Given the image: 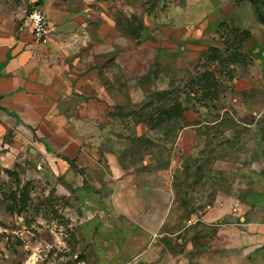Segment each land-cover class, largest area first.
<instances>
[{"label": "crops", "instance_id": "obj_1", "mask_svg": "<svg viewBox=\"0 0 264 264\" xmlns=\"http://www.w3.org/2000/svg\"><path fill=\"white\" fill-rule=\"evenodd\" d=\"M8 1L0 0V121L39 149L82 226L95 225L120 250L129 244L134 257H152L156 246L177 236L170 231L185 213L174 186L182 161L204 153L203 131L222 118L185 111L183 127L163 148L165 132L133 120L131 111L145 96L137 80L163 50L174 52L168 50L173 42L200 38L196 26L236 19L241 8L220 16L211 0L173 1L157 18L147 13V0H28L44 11L50 28L48 43L40 45L25 22L26 0L13 10ZM138 5L139 38L125 34L117 20L122 12L131 24ZM157 145L158 156L152 153ZM245 145L239 151L252 155L253 146ZM222 147L227 159L232 152ZM242 188L240 180L226 192L227 205L214 198L189 214L196 251L224 262L231 255H264V195L250 190L244 196ZM201 228L211 233L196 231Z\"/></svg>", "mask_w": 264, "mask_h": 264}, {"label": "rangeland", "instance_id": "obj_2", "mask_svg": "<svg viewBox=\"0 0 264 264\" xmlns=\"http://www.w3.org/2000/svg\"><path fill=\"white\" fill-rule=\"evenodd\" d=\"M173 1L183 0H162L161 3L147 0V13L160 18ZM261 1L259 8L264 13V0ZM8 3L13 10L24 2L9 0ZM211 5L218 9L220 16L230 15L231 8L233 11L241 8L240 15L233 20L196 26L201 29L200 38L173 42L175 47L168 50L174 52L163 50L149 74L137 80V86L146 93L131 111L135 116L145 115L148 112L145 106L157 101L155 94L177 89L179 101L189 110L199 112L204 120L222 118L220 124L203 131L207 142L204 153L183 160L174 179L178 199L185 210L170 231L177 236L170 237L162 249L156 246L152 257L138 258L134 257V251L127 249L129 244L120 250L111 237L99 234L95 225L82 226L77 213L68 210L75 209V204L66 199L64 191L56 188L48 162L39 149L17 139L0 121V264H264L262 254H253L250 258L231 255L224 262L196 251L191 242L194 236L189 229L193 219L189 214L202 212L214 198L220 199L222 205L229 204L225 194L231 187H237L240 180L241 192L245 191L241 195L250 190L264 195V23L258 21L248 0H211ZM28 8L30 4L26 0L23 15ZM117 16L124 30L128 18L122 12ZM133 19L135 26L142 27L143 5L137 6ZM247 34L238 49L226 42L242 40ZM211 48L220 50L215 64L209 59ZM215 65L219 95L203 100L204 107H199L194 104L193 91L184 86L189 80L196 82L199 72ZM167 130L156 129L170 134L163 139V148L174 141L177 131ZM245 144L253 146L252 155L239 151L242 146H248ZM223 145L227 152H232L227 159L223 157ZM152 149L153 155H160L159 146ZM20 194L24 196L23 202ZM263 197L259 195L257 199ZM196 231L211 233L207 228Z\"/></svg>", "mask_w": 264, "mask_h": 264}, {"label": "trees", "instance_id": "obj_3", "mask_svg": "<svg viewBox=\"0 0 264 264\" xmlns=\"http://www.w3.org/2000/svg\"><path fill=\"white\" fill-rule=\"evenodd\" d=\"M248 1L254 7V12L258 21L264 23V13L259 8L260 5L262 4V1L261 0H248ZM141 30L142 27L140 26V24H137V26H133L131 22V24L126 26L123 31L127 35L136 36L137 38H139ZM247 37L248 34L242 37L243 38L242 40L233 39L231 41H226V42L230 43V45L235 44L236 47L234 48L238 49L240 48L239 46L243 42L244 38ZM209 52L211 56L209 58L210 62L215 64L216 61L215 59L219 56L220 50L216 48H211L209 49ZM216 67L217 66L215 65L212 69L208 67V69L202 70V72H199L196 82H193V80H189L187 85L184 86L187 88V90L190 89V91H193L194 93L193 98L196 97L194 100V104H198L199 107H204L203 100L211 99L212 97L216 98L219 95L220 84L216 80V71H217ZM194 86H197V90L195 91H194ZM176 91L174 92L175 95H173V92L169 90H162L161 92H158V94H155L157 96V101L151 102L150 104L145 106L146 109L148 110L147 114L145 115L139 114V116L134 115L135 122L144 123L151 131H156V129H158L159 131H163V129L167 130L168 128L177 131L178 129H181L184 125L183 113L189 110V107L185 106L183 101L181 102L179 101L180 95H178ZM197 96L199 98H197ZM167 131L165 132L166 133L165 135L168 138L170 137V134ZM136 142L138 143L137 144L138 151L139 152L143 151L144 141L142 139H139ZM19 197L21 198L20 200L23 202L24 196L20 194Z\"/></svg>", "mask_w": 264, "mask_h": 264}, {"label": "built area", "instance_id": "obj_4", "mask_svg": "<svg viewBox=\"0 0 264 264\" xmlns=\"http://www.w3.org/2000/svg\"><path fill=\"white\" fill-rule=\"evenodd\" d=\"M24 16L26 24L31 29L34 41L40 45H46L50 37V28L44 11L37 3H30V8L25 10Z\"/></svg>", "mask_w": 264, "mask_h": 264}]
</instances>
